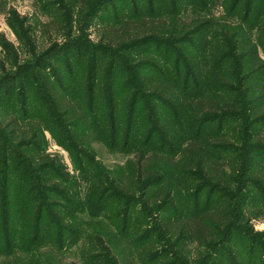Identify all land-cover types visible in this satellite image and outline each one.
<instances>
[{
	"label": "rangeland",
	"instance_id": "374dc122",
	"mask_svg": "<svg viewBox=\"0 0 264 264\" xmlns=\"http://www.w3.org/2000/svg\"><path fill=\"white\" fill-rule=\"evenodd\" d=\"M97 2L80 12L77 0H0V134L14 138L8 158L28 149L18 148L26 138L13 137L6 126L22 122L17 134L27 121L42 126L51 76L86 117L73 131L86 146L84 156L66 149L61 119L44 120L45 138L34 144L64 176L52 178L54 187L49 183L51 210L27 242L17 196H9L13 217L10 236L0 242V264H113V258L119 264H264V0ZM139 16H172L175 43L172 35L166 46L101 50L106 26ZM147 63L152 67H142ZM95 65L114 77L115 121L82 88V67L92 74ZM144 74L165 80L173 105L147 101L137 89ZM95 83L101 94L108 90L100 74ZM221 98L238 104L227 110L230 102ZM153 109L160 110L158 126ZM219 110L228 114L194 115ZM198 162L207 167L199 170ZM5 181L0 178L1 187ZM216 207L229 222L216 235L222 240L204 248L162 237L166 216L196 217Z\"/></svg>",
	"mask_w": 264,
	"mask_h": 264
},
{
	"label": "trees",
	"instance_id": "16d2710c",
	"mask_svg": "<svg viewBox=\"0 0 264 264\" xmlns=\"http://www.w3.org/2000/svg\"><path fill=\"white\" fill-rule=\"evenodd\" d=\"M79 3H81V8H79V11L81 12H89L91 10H94L97 5V0H77ZM51 17L59 19L57 15H52ZM167 21L169 22V26H167ZM173 19L172 16L168 17H162V16H155V17H144L139 16L137 18H131L128 20H121L117 22V25H110L106 26L102 31V40L101 42V50L107 51V53H112L111 51H118L121 53H124L127 51V49H135L138 47H143L146 45L151 44H159V45H168L169 37L173 35L172 42L175 43L176 34H174L176 31L174 28L175 25L172 23ZM168 27L170 29H168ZM191 31V29L185 31L184 33H188ZM187 35L189 34H185ZM167 39H166V38ZM183 38V37H182ZM186 39V38H185ZM184 40H180L178 43H183ZM235 48V46H234ZM55 51L56 48H53ZM52 50V51H53ZM51 53V52H50ZM48 54L47 56H44L46 59L49 58L51 54ZM45 61V60H44ZM37 66H40V63H44L43 60H37L36 61ZM82 63V64H79ZM79 68L83 65V61H79L78 64ZM149 63L144 64L142 67H152ZM85 66L82 67L81 74H80V80L82 83V88L84 87L85 92L87 93V97L92 103L96 101V98L100 99L101 106L103 108V117L107 118L108 116L110 118H113L115 121L116 114V106L114 105V98L116 94V90L114 91V77L110 74L106 75V68L99 67L95 65V70H93V73L86 72V69H84ZM51 73V71H48ZM100 74V80L105 82L108 86L107 89L102 88V94L99 92V87L97 90L95 89L98 85L95 83L96 80H98ZM56 76H60L59 73H57ZM48 78L51 79L50 83L47 82V92L49 95V100L46 102L47 104V110L45 114L42 115V121L43 124L41 126L40 123L39 126L36 127L30 126V121L23 122L24 127L26 129H23V133L17 134V128H22V122L17 121L16 119L10 124L6 126L5 132H10L12 135H15L13 137H18L19 139L26 138V144L18 146L19 149L27 148V151H17L19 152L17 155H15V158H8L9 156V148L13 144L14 138L8 137L6 134H0V178L3 177L4 187L2 184V187L0 185V242H4V238H8L10 236V228H11V219L13 217V214L11 210H9V206L12 205V201L8 198L12 193H15L18 199L19 208H20V214L19 216L22 217V226H23V236L21 237V240L27 242L32 234H35L39 232L40 230V224L45 214L50 211L51 207L50 204L47 203V199L45 198V192L51 189L50 186L54 187V182H52V178L57 179L61 181L62 177L61 174L63 168L59 165L57 166V162L55 160H49L48 156L45 155L44 150L41 149V147L38 145L36 146L34 143L40 142L45 138L44 130L42 129L44 124V120L47 119L46 117L50 116H57L58 119H61V123L65 124L62 129V131L65 134H62V136L66 139V149L74 156L75 154L85 155L84 152L86 146L83 144L82 140L78 139V135L73 134L74 129L78 130V128L83 127L85 115L83 112L79 110L78 106H75L70 99V92L68 90L61 91L58 86H55L54 83H56V80L54 78ZM138 78V88L142 94L148 99L147 101H151L152 103H158L160 105H173L175 102V94L171 92L168 94L164 88V82L165 80H161L159 78L148 76L147 74H144L142 77L139 75ZM58 79V78H57ZM93 80V87L89 90V81ZM110 85H108V83ZM166 83V82H165ZM100 86V85H99ZM174 94V95H173ZM250 92L248 90L247 95ZM175 97V98H174ZM233 98V96H232ZM235 98V97H234ZM222 100L229 103V108L227 110H232L233 107H236L238 103L235 102V100H228L227 98H221ZM135 108L136 106L132 103L131 106H129V111L131 112L130 115L133 117L135 114ZM126 109H124L125 111ZM154 111L150 114L152 116V121L158 126L159 123V117H160V110L159 109H153ZM226 110V111H227ZM224 110L216 111V114L204 112V113H194V115L200 119L204 115H214L216 117L219 116H226L228 113ZM244 113L247 111V109H243ZM252 112L251 109H248V112ZM105 113V114H104ZM107 113V114H106ZM110 113V114H109ZM108 117V119H109ZM231 117V116H229ZM235 117V116H234ZM69 119V121H67ZM207 121H209L208 118H206ZM131 120V119H130ZM19 124V125H18ZM257 122L253 124L252 127H255ZM61 127V125H60ZM66 129H70V132H68ZM20 135V136H19ZM22 135H25L24 137H21ZM10 139V141H9ZM23 140V139H22ZM32 147H35L36 152L30 151ZM166 147V146H165ZM30 148V149H29ZM188 148H181V152H186ZM203 151V150H202ZM38 153V155H36ZM85 153V154H81ZM203 153H205L203 151ZM144 155L142 151L139 152L138 160L141 162L144 157L141 155ZM201 159V158H200ZM204 160V157H203ZM201 159V161H203ZM197 166L199 167V170L202 171L207 167L204 162H202L201 165H199V162L197 163ZM212 168V166H210ZM10 174H13L15 176L14 178H10ZM49 172H45L48 171ZM64 171V170H63ZM45 172V173H44ZM44 173L45 175H43ZM65 178V177H64ZM69 182V180H66ZM62 182V181H61ZM1 183V182H0ZM49 183L50 186H49ZM60 185V184H59ZM48 189V190H47ZM53 189V188H52ZM60 191H64L66 193H69L71 197H74L73 191L71 189H59ZM14 191V192H13ZM65 195V193H64ZM60 196V195H59ZM61 197V196H60ZM171 197V195H170ZM11 199V196H10ZM21 200V204H20ZM155 205L157 203H154ZM57 205V204H56ZM153 205V204H151ZM154 205V206H155ZM58 206V205H57ZM107 209V208H106ZM161 209V207H160ZM215 210H212L208 213H205L203 215L201 214H195L196 217H190V216H184V214H180L176 216V220H171L169 217H165L163 220H161L160 225V232L163 238L166 239V241L170 242L172 240L175 241H181L186 240L190 243L197 244L199 246H202L204 248L209 247L210 243L217 241L218 239L222 240V238H217L216 235H219L221 237V232L223 228H227L229 225V222L227 223V216H225L226 212H223L221 207L214 208ZM163 210V209H161ZM33 231L35 233H33ZM228 243V242H225ZM145 247V246H143ZM140 260H144V254L139 257ZM113 264H119L117 260L114 258Z\"/></svg>",
	"mask_w": 264,
	"mask_h": 264
}]
</instances>
